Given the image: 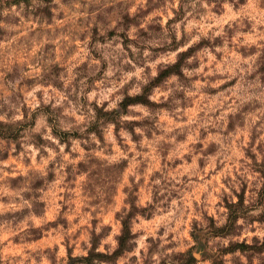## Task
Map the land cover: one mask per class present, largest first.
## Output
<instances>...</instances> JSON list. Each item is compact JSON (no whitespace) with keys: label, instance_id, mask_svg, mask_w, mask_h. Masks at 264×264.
<instances>
[{"label":"clouds","instance_id":"1","mask_svg":"<svg viewBox=\"0 0 264 264\" xmlns=\"http://www.w3.org/2000/svg\"><path fill=\"white\" fill-rule=\"evenodd\" d=\"M146 5L148 0H31L30 4L20 0L0 7V123L23 124L26 115L30 121L36 113L35 127L21 141L24 151L19 158L32 161L24 174L37 171L45 182L48 172L57 175L49 208L39 217L33 211L35 197L29 201L0 188V197L19 196L18 203H0V213L28 210L17 232L26 226L39 228L58 216L57 194L65 190L69 227L59 229L56 242L70 240L77 228L83 233L92 230V216L80 211L88 201L79 198V187L73 190L64 183L65 166L75 169L83 161L93 169L101 201L93 210L99 221L94 229L100 237L96 250L116 247L119 213L121 219H129L136 236L129 259L135 257L134 264H160L168 255L166 245L181 243L193 221L202 223L205 213L207 217L224 215V201L237 203L242 182L250 187L261 183L245 151L253 131L255 144L264 143V72L258 64L264 54V0H164L152 12L144 11ZM157 5L158 0H153V6ZM120 14L132 22L122 23ZM97 17L103 18L106 27ZM170 20L174 22L169 25ZM92 24L99 28L95 37ZM112 29L117 36L109 39L107 32ZM120 32L128 38L127 50ZM171 35L184 42L164 49ZM203 40L211 43L185 59L182 75L171 72L160 85L153 83L177 64L182 53ZM14 69L15 77L6 80ZM149 85L150 106L131 104L128 114L119 108L126 95H143ZM49 105L56 124H49L42 107ZM94 106L120 112L119 131L117 123L100 124L103 143L95 132L88 133L96 119ZM131 122L140 126L130 131ZM53 127L81 133L82 139L72 141L75 157L65 152L67 145L53 135ZM33 134L42 136L46 144L37 146ZM81 144L91 150L85 152ZM251 151L261 159L255 147ZM50 163L56 167L49 169ZM116 165H122L123 171L113 177L110 173ZM7 175L0 166V181ZM108 189L110 202L102 195ZM244 205H249L248 196ZM255 215L259 209L249 212ZM74 218L78 224L72 223ZM224 222L218 221L217 227ZM236 223L242 225L245 220ZM106 226L110 230L105 231ZM11 234L10 225H0V255L15 249L10 254L14 264H36L31 254L25 255L30 246L23 240L19 246L10 240L5 244ZM150 238L156 243L151 253ZM254 238L264 244V228L258 223L219 243L227 246L230 241L246 240L251 245ZM235 255L239 257L240 252ZM41 264H49L46 257H41ZM252 264H259L255 256Z\"/></svg>","mask_w":264,"mask_h":264},{"label":"rangeland","instance_id":"2","mask_svg":"<svg viewBox=\"0 0 264 264\" xmlns=\"http://www.w3.org/2000/svg\"><path fill=\"white\" fill-rule=\"evenodd\" d=\"M15 1L16 0H0V7L20 3H16ZM24 1L25 4L31 3V0ZM163 4L164 0H158V5L153 6V0H148V5H146L144 11H156L158 6H162ZM97 19L106 27V22L103 18L97 17ZM120 21L124 24L132 22L130 17L125 14H120ZM173 22L174 21L170 20L168 23L170 25ZM157 30H159V28ZM91 31L93 37L99 35V28L96 24L91 25ZM107 35L109 39L117 36L116 29L108 31ZM144 35L147 36V33H144ZM119 36L121 40L125 41L124 47L127 50L128 38L123 32H120ZM169 39L171 43L163 44L162 47L164 49H175L184 42L183 40L177 42L174 35H171ZM217 42L219 43V39ZM210 43V41L203 40L200 45H194L188 50V52L182 53L177 64L175 66H170L167 70L163 71L159 76V79L155 80L153 83L160 85L165 77H167L171 72L182 75L180 68L185 59L196 56L202 51L203 45ZM258 64L259 71L264 72V54H262L261 60ZM15 75L16 70L14 69L12 73H8L6 75L5 79L12 80ZM20 86L23 87V82ZM150 87L151 85L144 89L143 95L134 98L126 95L125 99L119 105V108L123 110L125 114H128V106L131 104L142 103L146 106H150V102L146 98ZM124 102L129 105L123 106L122 104ZM42 107L44 108L45 113L49 115V124L58 123L56 114L52 111L51 106ZM4 110L7 109L5 108ZM94 110L96 112V119L89 125L88 133L90 134L95 132L103 143V133L101 132L100 124L108 121L117 123V131H119L120 112H105L103 109L95 106ZM26 111L27 110L25 109V112ZM39 111L40 109L36 110V112ZM35 119L36 113H33L32 120H27L26 115V120L23 124L5 125L0 123V166H2L4 172L8 174L3 181H0V188L7 189L10 192L20 193L29 201L35 197L36 203L33 205V211L39 217L46 209L49 208V200H51V194L54 192L53 185L55 184L57 175L54 171L48 172L47 182H45L44 179L40 178V173L37 171L29 170L27 175L24 174L23 170L29 169L32 161L30 158H19L20 153L24 151L21 141L26 132L35 127ZM229 125L231 126V121H229ZM136 126H140V122H131L128 125V129L131 131ZM53 135L60 140L62 145H67L65 148V152L67 154L72 157L76 156V153L72 152V141L74 139H82L79 131L63 132L59 129V127H53ZM32 138L37 143V146L46 144L43 137L38 134H33ZM256 138L255 131H253L250 138V144L248 149L245 151V155L251 161V170L258 174L261 183L257 184L254 182L250 187L246 182H242L240 192L236 193L237 203L230 204L227 200L224 201V207L226 209V213L224 215L218 214L217 217H207V214L205 213V218L202 223L193 221L192 224L189 225L187 235L183 237L181 243L176 244L173 242L166 245L168 255L161 259L160 264H244L245 260L248 264H252L254 256L259 261V264H264V244H260L256 238H254L251 245H249L246 240L243 243L230 241L227 246H223L219 243L221 239L234 235H241L244 232L245 227L248 225L258 223L262 226V228H264V143L257 146L255 144ZM81 147L85 152L91 150L88 145L81 144ZM253 147L256 148V152L260 153V160H257L256 153L251 151ZM56 150L58 151L59 149L57 148ZM37 161H39V157L37 158ZM122 165L126 166V162H122ZM122 165L114 166L110 175L113 177L119 176V174L123 171ZM55 167V163H50L48 165L49 169H54ZM65 174L66 180L64 183L71 184L73 190L79 187V198L88 201L86 206H81L80 211L81 213L92 216V230L87 233H83L79 228H77L75 234L70 240L65 237L64 240L56 242L59 229L67 230L69 227L65 216V214L69 212L68 205L65 203V200L69 198L67 190L57 194L59 199L56 200V203L60 206V214L58 216H52L46 224L41 225L39 228L26 226L22 232L16 231L18 225L28 214L27 209H21L19 211H4L3 213H0V225H10L14 233L7 235L5 244H7L8 240H10L12 244L19 246L21 244V240H23L24 243L30 246L25 255L27 256L28 254H31L32 259L36 260V264H41V257H46L49 264H84L81 259L87 256L89 250L92 248L94 240H96L97 243L96 249L100 246V237L97 236L94 230L99 221L93 210L101 206V201L97 196V185L93 169L90 163L81 161L78 165H76L75 169L70 164L66 165ZM81 176L84 177L82 181L80 180ZM111 194V189L102 193L104 199L108 202H110ZM46 195L48 196V199L43 198ZM245 196L249 197V205L247 207L244 205ZM75 198L76 197H73V199ZM12 202L18 203L19 196L11 197L5 195L0 197V203L9 205ZM73 207H75V205H73ZM257 209H259V215L249 216V212ZM115 218L120 220L121 226L122 219L120 218V214L117 213ZM239 219H244L245 223L238 225L236 222ZM220 220L225 222L223 223V226L217 227V223ZM72 223L78 224L79 219L74 218ZM108 230H110V226H106L105 231ZM252 231H255V228H253ZM133 237L134 241L136 236L133 235ZM148 243L152 245V248L149 249V252L151 253L155 250L156 243L152 241L151 238ZM241 244L247 246L245 251L235 249L239 248ZM135 247L136 245L133 242V248L129 252H125L112 262H103L101 264H117L118 261H124V264H134L135 257L129 259V253L133 251ZM62 248L64 250L63 253H61ZM116 248L117 245L114 249L109 251V246L106 245L105 251L99 253L110 255L114 252V250H116ZM12 251H15V249H9L7 254L0 255V264H14V261H10V254ZM237 251L240 252L239 257L235 255ZM83 253L87 254L84 255ZM145 264H147V261H145Z\"/></svg>","mask_w":264,"mask_h":264},{"label":"trees","instance_id":"3","mask_svg":"<svg viewBox=\"0 0 264 264\" xmlns=\"http://www.w3.org/2000/svg\"><path fill=\"white\" fill-rule=\"evenodd\" d=\"M15 2L16 3L20 2V0H16ZM122 105L127 106L129 104L124 102ZM116 239H117V248L110 255L97 252L96 251L97 243L96 240H94L92 244V248L89 250L87 256L83 257L81 261L84 264H101L103 262H112L113 260L120 257L125 252H129L133 248L134 237L131 233V225L127 217L121 220L120 236H118ZM246 247H247L246 245L241 244L239 248H235V249H239L240 251H245Z\"/></svg>","mask_w":264,"mask_h":264}]
</instances>
